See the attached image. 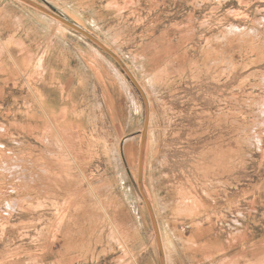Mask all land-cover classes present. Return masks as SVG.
<instances>
[{"label": "rangeland", "instance_id": "rangeland-1", "mask_svg": "<svg viewBox=\"0 0 264 264\" xmlns=\"http://www.w3.org/2000/svg\"><path fill=\"white\" fill-rule=\"evenodd\" d=\"M263 259L264 0H0V264Z\"/></svg>", "mask_w": 264, "mask_h": 264}, {"label": "bare ground", "instance_id": "bare-ground-1", "mask_svg": "<svg viewBox=\"0 0 264 264\" xmlns=\"http://www.w3.org/2000/svg\"><path fill=\"white\" fill-rule=\"evenodd\" d=\"M44 62H45V58H44V55H41L40 57H39V60H38V64L40 65H43L44 66ZM122 62V61H121ZM125 67V66H124ZM126 69V68H125ZM132 77V76H131ZM148 108H149V106H148ZM148 116V115H147ZM150 117V116H149ZM149 117H147V122H148V120H149ZM149 125V124H148ZM146 127H147V124H146ZM152 130V129H151ZM144 141V140H143ZM143 143V142H142ZM145 143V142H144ZM129 149V148H128ZM131 152H132V150H131ZM142 154H143V152L141 151V155H140V160H141V156H142ZM143 160H144V158H143ZM139 172H140V176H141V174H142V172H143V162H142V160L140 161V166H139ZM140 178V177H139ZM142 179V178H141ZM140 187H142V185L140 184ZM142 189V188H141ZM146 199V198H145ZM147 200V203H148V205H149V201H148V198L146 199ZM152 206V205H151ZM151 209V208H150ZM185 210V209H184ZM187 210V209H186ZM150 211H152V210H150ZM193 211V210H192ZM153 214V213H152ZM189 214V213H188ZM192 215V214H191ZM154 216V215H153ZM196 217V216H195ZM153 220H154V222H155V218L153 217ZM157 220V219H156ZM155 225H156V223H155ZM155 229H157V231L156 232H158L159 233V231H158V227L156 226L155 227ZM138 234V233H137ZM120 240L122 241V243H123V245H124V247H125V244H124V240L122 239V237H121V235H120ZM160 240V239H159ZM158 243H160L159 241H158ZM163 243V242H162ZM174 245V244H173ZM127 246V245H126ZM160 246V245H159ZM163 247V246H162ZM162 247H161V249H162ZM163 251V250H162ZM169 251V250H168ZM162 254V253H161ZM168 257V256H167ZM261 257V256H260ZM164 258V257H163ZM263 261H264V259H263ZM262 261V262H263ZM165 262V261H164ZM260 263V262H259Z\"/></svg>", "mask_w": 264, "mask_h": 264}, {"label": "water", "instance_id": "water-1", "mask_svg": "<svg viewBox=\"0 0 264 264\" xmlns=\"http://www.w3.org/2000/svg\"><path fill=\"white\" fill-rule=\"evenodd\" d=\"M65 23H67L68 25H70L71 27H73V28H75V29H77V30H79V31H81V32H84L80 27H78L77 25H75L74 23H71V22H69V21H66V20H63ZM84 33H86V32H84ZM154 218H155V216H154ZM155 223H156V226H157V222H156V218H155ZM158 227V226H157Z\"/></svg>", "mask_w": 264, "mask_h": 264}]
</instances>
